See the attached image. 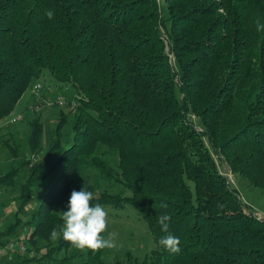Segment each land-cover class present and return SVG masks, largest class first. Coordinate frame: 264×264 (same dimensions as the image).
Masks as SVG:
<instances>
[{"label": "trees", "instance_id": "16d2710c", "mask_svg": "<svg viewBox=\"0 0 264 264\" xmlns=\"http://www.w3.org/2000/svg\"><path fill=\"white\" fill-rule=\"evenodd\" d=\"M157 5L0 0V121L45 76L77 94L75 111L58 109L46 147L39 114L27 120L29 155L0 172V192L18 191L17 208L0 227V246L25 225L26 244L41 252L29 255L26 245L14 264H264V218L244 208L203 140L232 174L264 190V0H162V11ZM161 28L178 72L164 52ZM1 144L18 155L12 139ZM99 145L107 147L104 154L116 152L117 161L96 154ZM88 166L122 189L94 196L88 185L90 203L128 204L150 231L155 247L141 262L127 254L125 262L106 263L104 248L73 253L69 242L50 237ZM54 173L24 220L35 188ZM163 213L167 230L158 222ZM168 233L180 237L178 251L159 244Z\"/></svg>", "mask_w": 264, "mask_h": 264}, {"label": "rangeland", "instance_id": "374dc122", "mask_svg": "<svg viewBox=\"0 0 264 264\" xmlns=\"http://www.w3.org/2000/svg\"><path fill=\"white\" fill-rule=\"evenodd\" d=\"M158 10L162 11V2L160 5H157ZM163 14V12H161ZM161 34L164 39V52L167 55L168 62L173 68L174 72H178L174 53L171 50V44L169 42L168 36L165 29H160ZM170 57V58H169ZM172 59V60H170ZM42 82V98L50 100L53 99L57 94L63 95L66 103L56 104L52 106H43L41 110L37 112L30 111L32 105L39 103V100H36L32 97L30 88L26 91L24 95L20 98L13 114H22V119L20 121L14 122L10 125L5 126L2 121H0V172H5L10 167L18 165L22 157L29 155V151L26 145V137L28 133L27 120L31 119L35 115L39 114L40 120L43 123V132L41 145L46 147L50 140L54 137L55 124L58 118V109H62L65 113H72L76 108V95L74 90L67 84H56L49 76H45L44 79H40ZM177 82V76L175 77ZM178 83V82H177ZM39 101V102H38ZM71 101L75 102L74 108L70 107ZM71 116L68 117V122L63 127L64 137L70 135V125H71ZM189 121H192L199 130H202L200 120L192 112L187 114ZM10 138L12 142L16 143L18 146V155L14 156L4 148L1 144V139ZM205 144L208 146L218 170L227 178L228 184L235 188L238 192L240 201L242 202L244 208L251 212L252 214L264 218V190L258 187H254L248 184L246 180L241 178L237 174H232L229 170V167L226 163L219 158L216 154L212 153L211 147L207 139L203 138ZM107 147L99 145L96 149V154L104 156L109 162L113 163L117 161L116 152L109 150L108 153H102L106 150ZM25 172L22 173L21 178L25 175ZM54 173L49 178L42 180V185L35 188L34 196L25 206V211L22 214L23 219L25 220L30 211H32L38 204L40 199V191L52 183ZM74 183L79 187H86L92 185L94 188V196H96L100 191L108 192H118L121 191V186L116 184L115 181L109 180L106 177H103L99 171L93 167H85L78 177L74 180ZM18 191L16 189H5L0 192V203L6 202L4 206H0V227L5 226L9 220L12 218L13 213L15 212L18 200L16 196ZM125 195H129L128 191H124ZM107 213L106 216V229L103 233L106 238H109L113 241V247L104 248L102 254V259L106 263H115L116 261L125 262L127 254H130L132 259L141 262L143 256L155 247V244L152 240V235L148 230L147 226L142 222L139 214L135 209L130 205H125L123 208H114L109 205H102ZM30 229H27L25 225H21L17 229V234L12 241L23 240L25 245L28 246L29 255L39 256L40 251L36 253L33 250L32 246L27 243V234H29ZM46 244L45 242L41 243L40 246ZM80 248L70 246L69 252H76ZM16 261V254L6 253L1 259L0 264H14ZM42 264V263H40ZM51 264V261L49 262ZM53 264H55L53 262Z\"/></svg>", "mask_w": 264, "mask_h": 264}, {"label": "clouds", "instance_id": "9594fccd", "mask_svg": "<svg viewBox=\"0 0 264 264\" xmlns=\"http://www.w3.org/2000/svg\"><path fill=\"white\" fill-rule=\"evenodd\" d=\"M53 15L51 10L46 13ZM93 192L82 187L80 190H72L65 210L59 212L62 224L59 232L54 228L50 234L52 239L62 238L72 246L81 249L98 250L113 247V241L103 235L107 221V213L99 203H90ZM169 216L163 213L158 222L164 230H167ZM180 237L168 233L163 235L159 244L166 250L175 252L179 250Z\"/></svg>", "mask_w": 264, "mask_h": 264}, {"label": "built area", "instance_id": "2783aa9c", "mask_svg": "<svg viewBox=\"0 0 264 264\" xmlns=\"http://www.w3.org/2000/svg\"><path fill=\"white\" fill-rule=\"evenodd\" d=\"M157 4L160 5L162 0H156ZM163 37V35H162ZM170 58V57H169ZM172 60V59H170ZM42 82L41 81H35L31 86H30V92L32 97H34L36 100H39L37 104L32 105L30 108V111L32 112H38L41 110L43 106H52L56 104H63L66 103L63 95L57 94L53 99L47 100L42 98ZM75 102L71 101L70 107L74 108ZM22 119V114H11L7 118L2 121L5 126L10 125L16 121H20ZM36 159V158H35ZM34 159V160H35ZM29 237V234H27V238ZM26 240V239H25ZM27 250V247L25 245V242L22 240H16V241H8L4 245L0 246V259L6 254H14L17 252H24Z\"/></svg>", "mask_w": 264, "mask_h": 264}]
</instances>
